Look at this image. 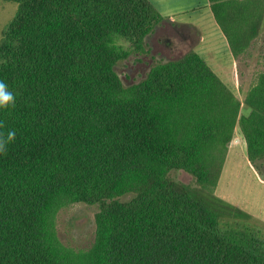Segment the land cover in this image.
<instances>
[{
	"label": "trees",
	"instance_id": "obj_1",
	"mask_svg": "<svg viewBox=\"0 0 264 264\" xmlns=\"http://www.w3.org/2000/svg\"><path fill=\"white\" fill-rule=\"evenodd\" d=\"M8 1L19 10L0 41V83L14 97L0 107V264H264L240 224L250 216L214 195L236 125L248 161L264 158V72L247 116L195 53L124 86L116 65L162 20L148 0ZM207 4L243 55L264 0ZM78 203L99 209L88 252L57 237L58 213Z\"/></svg>",
	"mask_w": 264,
	"mask_h": 264
},
{
	"label": "rangeland",
	"instance_id": "obj_2",
	"mask_svg": "<svg viewBox=\"0 0 264 264\" xmlns=\"http://www.w3.org/2000/svg\"><path fill=\"white\" fill-rule=\"evenodd\" d=\"M148 2L162 20L146 37L140 52H133L116 65L115 71L122 84L131 86L145 78L137 81L125 78L123 75L128 70L139 71L143 67H149L150 70L159 61H173L187 53H195L238 99L241 105L239 115L247 116L250 108L244 104V98L259 73L264 72V12L257 36L247 51L235 58L212 17L207 0ZM18 10V3L0 0V41ZM123 47L130 50L127 43H123ZM156 56L159 58H153ZM151 59L152 63L149 62ZM149 70L145 71L146 75ZM171 176L178 183L194 185L195 182L184 171H175ZM214 195L250 216L249 220L240 224L248 228L264 248V177L258 166L248 161L246 145L238 125L234 129L233 140L227 146ZM130 198L131 195H125L120 200L124 202ZM98 212L97 206L82 203L62 209L56 219L59 241L74 251L88 252L97 240Z\"/></svg>",
	"mask_w": 264,
	"mask_h": 264
},
{
	"label": "clouds",
	"instance_id": "obj_3",
	"mask_svg": "<svg viewBox=\"0 0 264 264\" xmlns=\"http://www.w3.org/2000/svg\"><path fill=\"white\" fill-rule=\"evenodd\" d=\"M13 95L8 91L7 86L4 83H0V107L7 106L9 103L13 102ZM14 133H9L7 140L11 141L13 139ZM7 141L0 140V151L4 150Z\"/></svg>",
	"mask_w": 264,
	"mask_h": 264
},
{
	"label": "flooded vegetation",
	"instance_id": "obj_4",
	"mask_svg": "<svg viewBox=\"0 0 264 264\" xmlns=\"http://www.w3.org/2000/svg\"><path fill=\"white\" fill-rule=\"evenodd\" d=\"M153 58H159L158 56L153 57ZM150 63H152V59L149 61ZM136 64H138V61H136ZM144 64V62H143ZM133 65V64H132ZM149 65V64H148ZM131 66V64H130ZM150 66V65H149ZM149 70V67L145 69V67L141 68L139 71H132V70H128L123 76L125 78H130V80H134L137 81L139 78H143L146 76L145 71ZM149 71H147L148 73ZM258 166V168L260 169V171L262 172V176L264 177V158H262L261 160H259L258 162H256V165Z\"/></svg>",
	"mask_w": 264,
	"mask_h": 264
}]
</instances>
